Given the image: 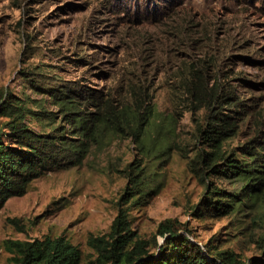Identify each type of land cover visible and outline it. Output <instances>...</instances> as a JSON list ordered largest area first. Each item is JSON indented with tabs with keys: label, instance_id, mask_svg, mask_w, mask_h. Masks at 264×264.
<instances>
[{
	"label": "rangeland",
	"instance_id": "1",
	"mask_svg": "<svg viewBox=\"0 0 264 264\" xmlns=\"http://www.w3.org/2000/svg\"><path fill=\"white\" fill-rule=\"evenodd\" d=\"M258 60H264V0H0V94L6 90L38 100L46 110L56 107L30 88L32 83L47 88L77 80L115 98L125 90V106L133 83L153 94L151 119L141 125L137 139L131 130L139 114L135 118L128 106L125 135L101 124L102 137L80 165L49 171L4 203L0 264H9L7 239L60 235L79 247L80 264H91L87 238L108 231L126 182L122 170L141 156L142 143L154 191L130 211L138 236L150 238L160 221L176 218L202 247L210 242L244 260L258 255L257 240L264 235V162L256 166L263 181L258 197L247 198L228 215L193 216L191 208L204 191L188 168L199 145L189 110L194 99L174 89L181 70L193 62H203L206 77L230 79L251 114L225 145L241 162L250 163L256 151L263 159L264 63ZM195 115L200 120L205 109ZM28 123L39 128L35 119ZM211 180L227 190L240 184L235 178Z\"/></svg>",
	"mask_w": 264,
	"mask_h": 264
},
{
	"label": "trees",
	"instance_id": "2",
	"mask_svg": "<svg viewBox=\"0 0 264 264\" xmlns=\"http://www.w3.org/2000/svg\"><path fill=\"white\" fill-rule=\"evenodd\" d=\"M264 63V60H258ZM203 62L189 64L181 70L174 89L194 99L189 109L197 124V144L194 156L188 160L189 171L204 185L199 201L192 206V215L205 213L228 215L239 209L247 198L258 197L263 181L257 178L259 152H252L251 162H241L225 143L233 137L241 121L251 114L245 101L230 86L229 80L206 77ZM35 92L48 96L56 110H46L38 100H30L12 92L0 94V209L11 197L21 196L29 183L41 175L61 168L80 165L91 147L102 137L100 125L114 133H124L125 109L132 106L138 122L133 128L135 139L141 125L147 124L153 113V94L147 86L132 84L128 90L129 103L125 106V90L115 98L101 88L85 86L81 81L63 82L43 87L31 84ZM32 102V105L27 104ZM204 108L205 116L198 120L196 110ZM35 119L39 128L28 122ZM252 137L248 147L254 149ZM140 141V140H139ZM246 144V145H247ZM139 158L128 162L122 170L126 179L116 201V214L107 232L89 235L87 245L94 258L91 264H264V235L257 240L258 255L246 260L227 249L198 245L189 239L186 224L176 218L160 221L150 238H142L131 228L130 211L147 198L150 189L147 178L148 150L143 143ZM264 150V149H261ZM264 157V152H260ZM181 156L187 158L181 150ZM235 178L237 188L227 190L211 178ZM256 179V180H255ZM261 179V178H260ZM146 201V200H144ZM180 230L185 232L182 233ZM163 238L158 242L157 237ZM4 248L9 253V264H80L82 252L63 235L7 239Z\"/></svg>",
	"mask_w": 264,
	"mask_h": 264
}]
</instances>
